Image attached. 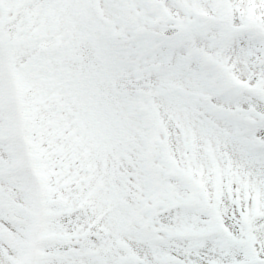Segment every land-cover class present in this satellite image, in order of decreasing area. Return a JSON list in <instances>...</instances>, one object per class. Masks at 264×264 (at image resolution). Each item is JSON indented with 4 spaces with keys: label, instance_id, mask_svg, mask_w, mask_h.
Here are the masks:
<instances>
[{
    "label": "snow or ice",
    "instance_id": "1",
    "mask_svg": "<svg viewBox=\"0 0 264 264\" xmlns=\"http://www.w3.org/2000/svg\"><path fill=\"white\" fill-rule=\"evenodd\" d=\"M0 264H264V0H0Z\"/></svg>",
    "mask_w": 264,
    "mask_h": 264
}]
</instances>
